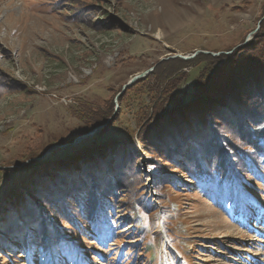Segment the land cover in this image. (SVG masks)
<instances>
[{"label":"rangeland","instance_id":"374dc122","mask_svg":"<svg viewBox=\"0 0 264 264\" xmlns=\"http://www.w3.org/2000/svg\"><path fill=\"white\" fill-rule=\"evenodd\" d=\"M262 19L264 0H0V165L6 168V163L18 159L30 162L23 157L30 150L45 149L35 159L57 160L84 144H95L96 136L91 137L95 129L61 143L84 127L71 109L75 98L92 104H109L111 99L121 112L113 126H99L104 130L97 136L96 148L106 150L86 160L78 158L76 168L50 167L39 176L41 183L30 178L32 185L36 182L32 187L28 172L21 169L24 162L10 166L17 170L0 173V264H43L37 249L23 258L15 241L37 225V233L44 237L55 235L47 231L54 226L65 242L44 255L48 264H264V179L250 178V185L247 178H236L235 195L221 198L214 181L196 182L182 167V156L195 158L196 143H206L211 134L220 136L234 121L246 119L243 111H234L228 89L223 88V95L220 90L215 94V85L212 91L207 89L212 101L222 99L227 105L192 104L187 117L197 131L182 121L185 127H177L184 130L178 137L168 127L179 122L185 110L177 117L172 113L169 121L157 116L164 124L151 121L147 130L152 132L147 135L146 130L140 140L145 119L141 116L151 99L137 90L126 101L117 99L132 76L176 58L172 55L196 50L231 53L250 41ZM198 71L188 68L179 89H190ZM212 112L219 119L214 120ZM199 115L205 119L198 120ZM205 148L203 156L213 150ZM174 153L178 155L172 157ZM133 169L138 171V194L149 204L146 214L134 209L130 217L127 203L134 186L129 180L111 199L118 210L104 211L105 223L97 218L96 229L87 228L84 234L71 233L68 218L57 217L58 211L49 204L58 203L61 193L66 197V187L74 191L72 187L86 183L99 188L98 175L106 183L119 173L128 177ZM94 191L97 197L99 191ZM10 192L13 202L3 206ZM77 195L73 192L70 201ZM161 208L169 213L182 252L165 235ZM152 218L158 219V227L144 238L136 228L147 232ZM158 232L163 237L159 258L150 261L157 252L153 236ZM147 240L152 242L149 252L143 246ZM11 247L17 251L12 253Z\"/></svg>","mask_w":264,"mask_h":264},{"label":"trees","instance_id":"16d2710c","mask_svg":"<svg viewBox=\"0 0 264 264\" xmlns=\"http://www.w3.org/2000/svg\"><path fill=\"white\" fill-rule=\"evenodd\" d=\"M249 40V42H246L247 44L245 43L246 45L244 44L245 46L236 47L229 54L220 53L218 55H212L210 53L206 54L199 52L190 59L176 57L166 61H159L148 74L138 78L131 86L127 87L124 92L119 94L117 98L119 102H121L123 97L125 98L129 93L137 90L140 93L145 92L151 99V102L145 107L146 111L142 113L141 116L145 118L141 122L143 128L138 136L139 139L142 140L145 139L144 136H146L144 132L152 125H149L151 121L162 126L164 123L161 121L167 120L172 113H175L177 117V113L181 112L182 114L185 110L179 122L178 120H174L168 127V131H173V134L178 137L179 134L184 131H178L177 128L178 126H180V128L185 127L184 124V127L183 125L181 126L182 121H185V124H190L191 126L192 121L187 117V111L192 104L195 105L196 103L199 106L201 104L198 103L204 102L206 104H223V107L227 105L222 99L212 101L210 98L211 93L208 92L207 89L212 91L215 85L218 89L215 91V94L220 90L222 91L220 93L221 95H223L224 92L223 88L228 89L226 91L228 95H230L229 102L234 106V111H243L246 114V119L234 121L230 124V129H227L226 132H223L220 136L214 135L215 133L211 134V139L206 143L205 141L196 143L195 146L197 149L193 153L194 159L189 160L185 156L181 157L183 163H185V166H182L185 169L184 171H186L191 178L195 179L194 181L196 182L209 183L214 181L216 186L215 190L218 197L221 198L227 193L235 195V189L237 187L236 178L239 180L247 178L248 184L250 185H252L249 180L250 178L256 177V179L259 180L264 179V19L261 20L258 30ZM241 41H243V38H241ZM232 48L233 47H229L230 50ZM188 68H199L198 74L190 86V89L180 90L178 83L187 74L186 70ZM228 69H231L230 72H228ZM121 90L122 86L120 92ZM109 101V104H105L103 101L101 103L92 104L80 97L75 98L77 104L71 105V109L73 108V110L77 111L75 116L83 122L84 127L80 130H76L68 141L63 140L61 143L73 142L78 136L95 129L91 134V137L96 136L93 141L95 144L90 143L88 146H85V144H81L82 146L77 145L80 147L76 148L68 155L58 157L59 159L57 158V160H54L56 158H49L43 161L35 159L36 157L42 156L45 149L40 152L30 150L26 155H23V157L31 159L30 162H24L21 159L13 163L8 162L5 164L8 165L6 168L0 165V173H9L10 171L17 170L18 167L10 166L20 165L24 162L21 169L28 172L26 177L27 180L29 179L28 182L30 178L33 177V182L36 181L37 183H41L43 177L40 178L39 176L46 174L50 167H60L62 171H67L70 168H76V160L78 158L86 160L90 155L94 153L97 155L103 150H106L105 147L96 148L99 142L97 141V136L104 130L103 128H99V126L109 124L108 127H111L119 121L121 116L119 108L117 107L115 109L113 101H111V99ZM229 111L234 113L233 110L229 109ZM148 115L151 116L149 117ZM111 116L112 118H110ZM157 116H161L163 119L160 121L156 120ZM197 117L199 118L198 120L201 121L205 119L200 115ZM212 117L214 120L219 119V117L214 114ZM107 119H110V121H107ZM191 128L197 131L198 127L192 124ZM163 129H160V131L165 132ZM148 131L149 130H147V132ZM151 132H148L149 134L147 135H150ZM222 138L224 139L222 140ZM132 143L134 144V142ZM205 147L213 148V150L210 153H205L203 156L204 150L206 151ZM175 155L178 154H171L172 157H176ZM186 161L191 164H188ZM125 171H127V168H125ZM137 173L138 171L136 169H133L131 174L128 172V177L126 173L123 174L125 175L124 177L119 173L117 176L113 177L114 180L106 183L104 182V178L98 175V178L94 179L96 183L100 185L99 188L90 184L85 186L86 183L80 184L79 187H72L74 191H70L66 187L67 196L63 197L61 193L59 196L60 199H57V201H59L58 203L50 202L49 204L53 205V210L58 211L57 217L68 218L67 224L70 226L69 230L71 233H77L78 230H81L84 234L87 232V228L91 230L96 229L97 218L100 217L102 224L105 223L106 215H104V211L105 213L114 214L115 211L118 210L111 199H116L117 189L120 188L122 183L129 180L131 182H129L130 185L132 186L133 183L134 186V190L130 192L131 200L127 203L130 208L128 210V212H130V217L134 209H139L146 214L149 204L145 199L142 200L141 194H138L137 186L139 181H137ZM66 175L67 173L63 174L62 178H66ZM34 185H32V182L28 184L30 187ZM130 185L129 187H131ZM56 186L58 187L59 185L56 184ZM83 188L86 192H83ZM48 190H51V187ZM75 191L78 193H75ZM92 191H99L97 193L98 196L96 197ZM73 192L76 195L79 194V196L77 195L78 198H76V200L74 198V201H70ZM9 194L11 198L4 200L3 206L6 204L10 205V203L13 202L14 196H12V192ZM7 196L8 195H5L3 198ZM140 201H142V203H140ZM61 208H64V212H59ZM31 210L30 208L29 211ZM160 214V220L165 235L169 242L175 245L180 252L181 250L175 241V235L169 223V213L165 208H161ZM158 223L159 221L157 218H152L148 223L147 232H144L143 227L136 229L139 233H143L145 238V236L151 234L150 232L152 230L158 227ZM37 228L38 225L32 231L25 230L15 241L19 245L18 248L24 251L23 258H27L30 252H34L37 249L42 258L41 263L48 264V260H44L46 259L44 255L51 250L63 246L65 242L62 241L60 234H56L54 226L50 225L47 230L50 234H55L53 237H44L42 233H40L41 231L37 233ZM15 235L14 232L12 236L15 238ZM153 238L155 240L154 245L157 247V252L150 258V261L158 260L159 247L163 240L160 232H158L156 237L153 236ZM143 246L145 251L149 252L152 248V242L147 240L143 243ZM11 248L12 253L17 251L16 248Z\"/></svg>","mask_w":264,"mask_h":264},{"label":"water","instance_id":"95a60500","mask_svg":"<svg viewBox=\"0 0 264 264\" xmlns=\"http://www.w3.org/2000/svg\"><path fill=\"white\" fill-rule=\"evenodd\" d=\"M245 41H247V40H245ZM245 43V42H244ZM244 43H241V44H239L238 46H240V45H243ZM198 52H202V53H209V51H206V50H196L195 52H193V53H191V54H175V55H172V56H170V57H181V58H183V59H190V58H192V57H194ZM211 53V52H210ZM220 53H226V54H228L229 52H224V51H218V52H216V53H211V54H213V55H218V54H220ZM162 59H165V58H162ZM153 69V67H150L149 69H147V70H145L144 72H142V73H139V74H135L134 76H132L131 77V79L127 82V83H125L123 86H122V90H121V92H120V94L122 93V92H124V90L127 88V87H129V86H131L138 78H140V77H143V76H145L146 74H148L151 70ZM93 131H89V132H87V133H85V134H83V135H81V136H78L77 137V139L78 138H80V137H82V136H84V135H88V134H91Z\"/></svg>","mask_w":264,"mask_h":264}]
</instances>
